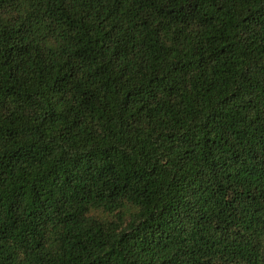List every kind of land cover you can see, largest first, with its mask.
<instances>
[{
    "label": "trees",
    "instance_id": "trees-1",
    "mask_svg": "<svg viewBox=\"0 0 264 264\" xmlns=\"http://www.w3.org/2000/svg\"><path fill=\"white\" fill-rule=\"evenodd\" d=\"M0 264H264V0H0Z\"/></svg>",
    "mask_w": 264,
    "mask_h": 264
}]
</instances>
